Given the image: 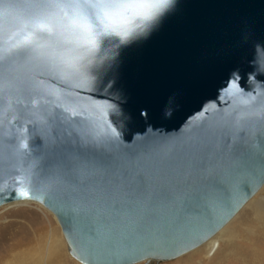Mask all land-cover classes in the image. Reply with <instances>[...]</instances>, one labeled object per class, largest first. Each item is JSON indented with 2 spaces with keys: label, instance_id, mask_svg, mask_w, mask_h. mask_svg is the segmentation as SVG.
<instances>
[{
  "label": "water",
  "instance_id": "obj_1",
  "mask_svg": "<svg viewBox=\"0 0 264 264\" xmlns=\"http://www.w3.org/2000/svg\"><path fill=\"white\" fill-rule=\"evenodd\" d=\"M173 2L86 81L13 47L48 0L0 19V207L42 205L83 264L177 258L264 184V0Z\"/></svg>",
  "mask_w": 264,
  "mask_h": 264
},
{
  "label": "clouds",
  "instance_id": "obj_2",
  "mask_svg": "<svg viewBox=\"0 0 264 264\" xmlns=\"http://www.w3.org/2000/svg\"><path fill=\"white\" fill-rule=\"evenodd\" d=\"M170 3L174 7L173 0H48L43 15L22 22L13 47L29 48L60 79L86 81L107 58V42L120 48L147 38ZM14 9V0H0V19Z\"/></svg>",
  "mask_w": 264,
  "mask_h": 264
},
{
  "label": "bare ground",
  "instance_id": "obj_3",
  "mask_svg": "<svg viewBox=\"0 0 264 264\" xmlns=\"http://www.w3.org/2000/svg\"><path fill=\"white\" fill-rule=\"evenodd\" d=\"M263 188H264V184L243 205V207L244 206L246 207V205L250 201H252V199L255 198L254 196L259 194ZM34 203L44 208L42 205L36 202H28V201L12 202L9 204H5L1 207H8V206H13V205H23V204H34ZM249 208L251 211H253L252 214L254 213L255 215V220H254L255 223H251V220H250V222L246 221L245 224L246 225L250 223L256 224L254 228H257V230L258 228L260 229L259 235L264 239V220L261 215V208H260L259 202L254 200L249 205ZM44 209L47 210L46 208ZM240 210L218 232H216L213 236H211L209 239H207L202 244H200V246L205 244L202 249L184 258L185 259L184 262L187 264H191L195 260H197L199 257H202L205 255V259L202 262L200 261L199 264H208V261L210 262L213 261L210 264H225L224 260H227L226 261L227 264L229 263L234 264L232 260H234L235 263L237 264H263L264 262L263 249L258 250L252 246L243 247V245L241 244H239L241 247H238L236 245V243L238 242L234 241L236 238L245 239L247 236L251 235L252 234L251 228L249 227L242 228L239 232H237L238 233L237 236L233 234L232 232L229 233V231L225 232L222 235H219L220 237L218 236V234L222 230H224V228L228 226L227 224L233 218H235V216L240 212ZM53 216L55 217L54 214ZM55 219L57 220L56 217ZM8 225L10 227H8ZM6 227L8 228L6 229L7 231L3 230ZM5 232L7 233L4 234ZM254 232H257V231L255 230ZM223 236L228 237V240L226 242V246H227L226 249L228 250L225 255L223 254V252H221L220 259L218 258L217 260L215 259L211 260L208 256L211 255L212 253L217 254L216 251L218 250L220 246V244L217 243V241L223 238ZM195 248L194 250L197 249ZM190 251L188 252L190 253ZM226 257L228 259L230 258L231 260L229 259L228 261ZM206 259H210V260H206ZM156 261L157 260H148L147 262L145 261L143 262L145 264H155V263L160 262V261H157V262ZM79 263L83 264L81 262ZM0 264H72V263H70L66 257V254L64 251V241L61 238L58 230L55 227H53L50 223L48 226L44 221H41L38 217L29 216L23 221L22 220H18V222L12 221L0 227Z\"/></svg>",
  "mask_w": 264,
  "mask_h": 264
},
{
  "label": "rangeland",
  "instance_id": "obj_4",
  "mask_svg": "<svg viewBox=\"0 0 264 264\" xmlns=\"http://www.w3.org/2000/svg\"><path fill=\"white\" fill-rule=\"evenodd\" d=\"M254 197L255 198L252 199V201H250L246 205V207L244 206L240 210V212L235 216V218H233L227 224L228 226L226 228H224V230H222L218 234V236L222 235V234H224L225 232H228V231H229V233L232 232L233 234H235L237 236L238 235L237 232H239L242 228L249 227L252 230V234L247 236L245 239L244 238L243 239L236 238L234 240L235 242H238V243H236V245L238 247H241L239 245V244H241V245H243V247L244 246L245 247L252 246V247H255L258 250L259 249H263V253H264V239L259 235L260 234V229L258 228V230H257V228H254L256 226V224H251V223H255V221H254L255 220V215H254V213L252 214L253 211H251L250 208H249V205L254 200L258 201L259 205H260V208H261V215H262L263 220H264V188L260 191L259 194L255 195ZM29 216L38 217L41 221H44L48 226H49V223H50L53 227H55L58 230L61 238L64 241V251H65L66 257L69 260V262L72 263V264H80L78 261H76L70 255V253L68 251V248H67V243H66L64 235L62 233V230L60 228V225L58 224V222L55 219V217L53 216V214H51L49 211L45 210L44 208H42L41 206H39V205H37L35 203L34 204H23V205H13V206H8V207H0V227L4 226L5 224L10 223L12 221H15V222H18V220H22L23 221L24 219L28 218ZM250 220H251V223L246 225L245 224L246 221L250 222ZM8 227H10V226L8 225ZM6 229H8V228L6 227L3 230H6ZM255 230L257 232H254ZM6 233L7 232H5L4 234H6ZM227 240H228V237H224L223 236V238H221L220 240L217 241V243L220 244L218 250L216 251L217 254L212 253L211 255H209V256L207 255V256L211 260H214V259L217 260L218 258L220 259L221 258V256H220L221 252H223V254L225 255L227 250H228V249H226L227 248V246H226ZM204 245H202V246L199 245L200 246V247L198 246L199 248L196 247L197 248V249L195 248L196 250L193 249L194 251L191 250L192 252L191 251H190V253L187 252L188 254L185 253V254H183V255H181V256H179L177 258H174L172 260L160 261L158 264H187V263L184 262V260H185L184 258H186L190 254H193V253L197 252L198 250L202 249ZM204 259H205V255L202 256V257H199L197 260H195L191 264H199L200 261L202 262ZM210 259H206V260H210ZM229 259H228V261H229ZM226 261L227 260H224L225 264H227ZM211 262H213V261H211ZM211 262L208 261V264H210ZM232 262H234V264H237V263H235L234 260H232ZM134 264H145V263L143 261H141V262H137V263H134ZM263 264H264V262H263Z\"/></svg>",
  "mask_w": 264,
  "mask_h": 264
},
{
  "label": "snow or ice",
  "instance_id": "obj_5",
  "mask_svg": "<svg viewBox=\"0 0 264 264\" xmlns=\"http://www.w3.org/2000/svg\"><path fill=\"white\" fill-rule=\"evenodd\" d=\"M26 195V194H25Z\"/></svg>",
  "mask_w": 264,
  "mask_h": 264
}]
</instances>
